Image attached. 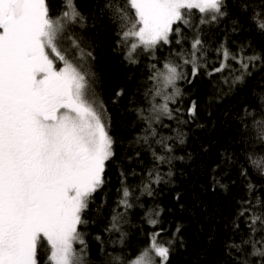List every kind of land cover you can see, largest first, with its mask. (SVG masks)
<instances>
[{
	"label": "trees",
	"instance_id": "obj_1",
	"mask_svg": "<svg viewBox=\"0 0 264 264\" xmlns=\"http://www.w3.org/2000/svg\"><path fill=\"white\" fill-rule=\"evenodd\" d=\"M39 5L42 53L75 66L108 150L77 213L71 264H131L152 239L164 264H264V0L182 8L136 45L129 0ZM166 67L175 75L162 89ZM31 264H52L41 235Z\"/></svg>",
	"mask_w": 264,
	"mask_h": 264
},
{
	"label": "rangeland",
	"instance_id": "obj_2",
	"mask_svg": "<svg viewBox=\"0 0 264 264\" xmlns=\"http://www.w3.org/2000/svg\"><path fill=\"white\" fill-rule=\"evenodd\" d=\"M129 1L136 12L138 26L127 36L134 40L135 45L155 40L178 18L182 8L216 12L220 2ZM66 6L67 19L71 20L74 18L71 2L68 1ZM43 12L42 10L41 14L36 15V23L32 26L33 33L37 32L35 38L40 40L34 48L39 54L38 62L34 64L35 70L31 73L34 84L27 81L30 77H22L25 79L20 81L19 86L26 93L42 92L46 75L59 74L63 77L73 102L64 100L63 104L62 98L56 103L52 99L48 102L50 105L39 104V116L26 118L24 132L19 137L15 136L13 122L6 116L1 118L0 210L8 216L12 229L5 239L0 237V264H31L38 235L43 236L51 245L52 264H71L75 261L73 248L79 241L75 234L77 213L83 207L87 195L98 183L100 160L108 156L107 148L100 146V126L86 107L88 101L85 102L83 83L75 66L66 59L60 62L59 54H55L52 49L50 57L42 53L40 42L41 45L42 41L47 42L49 31V23ZM53 26L51 32L54 39L58 40V31L63 27L57 23ZM12 35L23 65L20 73L22 75L23 71L26 73L31 67L29 57L22 56L28 44L21 26H15ZM75 58L76 64L82 67L85 59L78 55ZM17 70L9 68L8 72L18 73ZM174 75V70L166 67L159 76V87L160 83L162 89L172 86ZM40 92L36 95H41ZM169 97L170 95L162 98L163 102ZM63 105L68 109L64 110ZM27 161L32 163L31 170L26 165ZM31 194L39 195L36 203L29 202L28 197ZM165 258V248L152 239L147 250L131 264H164Z\"/></svg>",
	"mask_w": 264,
	"mask_h": 264
},
{
	"label": "flooded vegetation",
	"instance_id": "obj_3",
	"mask_svg": "<svg viewBox=\"0 0 264 264\" xmlns=\"http://www.w3.org/2000/svg\"><path fill=\"white\" fill-rule=\"evenodd\" d=\"M16 1L18 0H0V124L3 121L1 118L6 116L7 119L13 122L15 136L19 137V134L24 132L23 125L26 118L28 116H39L38 109L41 107L39 104L50 105L48 102L52 99L56 103L62 98L63 104L64 100L70 103L73 101L66 89L63 77L59 74L46 75L42 92L38 91L42 93L41 95H36L38 92L34 91L26 93L20 88V81L23 82L25 79H22V77H30L27 81L34 84L31 73L35 70L34 64H37L39 54L34 50L36 45L35 34L37 32L34 31L35 33H33L32 26L36 23V15L41 14L42 10L39 5L41 0H21L23 3V14L18 18H14L12 4ZM64 14L62 13V18ZM15 26L22 27L25 35L24 39L28 44L22 56H28L31 64L28 71L26 73L23 71L22 75L20 73L23 70V65L18 57L14 36L12 35ZM62 66L63 64H61ZM9 68L18 69V73L16 71L8 72ZM63 109L67 110L68 108L63 105ZM43 120L45 119L43 118ZM26 165L29 170L32 169L31 161H27ZM38 198L39 195L31 194L28 200L30 203H36ZM11 229L12 226L8 216L3 210H0V237H2V240L5 239L8 233L10 234Z\"/></svg>",
	"mask_w": 264,
	"mask_h": 264
},
{
	"label": "water",
	"instance_id": "obj_4",
	"mask_svg": "<svg viewBox=\"0 0 264 264\" xmlns=\"http://www.w3.org/2000/svg\"><path fill=\"white\" fill-rule=\"evenodd\" d=\"M22 6H23V3L21 0H18L12 4V11H13L14 18H18L19 16L23 14ZM0 20H1V14H0Z\"/></svg>",
	"mask_w": 264,
	"mask_h": 264
}]
</instances>
